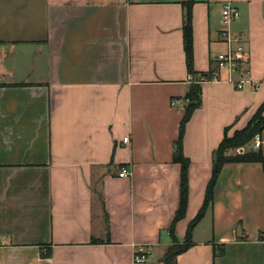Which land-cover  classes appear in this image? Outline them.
<instances>
[{
  "label": "crops",
  "instance_id": "crops-1",
  "mask_svg": "<svg viewBox=\"0 0 264 264\" xmlns=\"http://www.w3.org/2000/svg\"><path fill=\"white\" fill-rule=\"evenodd\" d=\"M189 2L194 71L216 70L230 4L249 83L201 86L183 136L180 244L224 129H243L264 103V0H0V264H135L137 247L147 250L144 264H163L180 199L172 155L189 86ZM258 136L264 156V130ZM251 151L252 142L233 154ZM191 242L176 264H264L259 163L222 167Z\"/></svg>",
  "mask_w": 264,
  "mask_h": 264
},
{
  "label": "trees",
  "instance_id": "trees-1",
  "mask_svg": "<svg viewBox=\"0 0 264 264\" xmlns=\"http://www.w3.org/2000/svg\"><path fill=\"white\" fill-rule=\"evenodd\" d=\"M183 44L186 61V69L188 76L194 78L200 76H211L216 70L210 69L208 72H195L193 69L192 55V34H191V6L190 2L185 7L183 17ZM185 102L184 114L179 123L178 137L173 145L172 161L180 166V199L179 207L174 216L172 225L169 230L171 246L167 249L163 259V264H176V257L192 246L191 232L195 224L202 218L207 207L213 200V190L216 180L222 167L228 163H259L264 172V156L261 150L247 152L243 155L230 153L239 148L245 147L252 142L254 137L264 130V103L257 109L247 125L238 131H235L231 137L227 135L229 128L224 129V136L216 150L212 154V173L211 179L206 187L202 208L198 212L195 220L190 223L186 231L185 238L180 244L174 236L175 225L184 218L187 207V191H188V168L189 161L183 155V136L185 126L190 120L193 112L201 106V85L191 82L188 90L183 97ZM94 242V241H92ZM43 258L50 256V251L41 254Z\"/></svg>",
  "mask_w": 264,
  "mask_h": 264
},
{
  "label": "built area",
  "instance_id": "built-area-1",
  "mask_svg": "<svg viewBox=\"0 0 264 264\" xmlns=\"http://www.w3.org/2000/svg\"><path fill=\"white\" fill-rule=\"evenodd\" d=\"M221 24L222 29L219 31V40L223 45L224 50L217 53L213 57V62L216 67L215 73L211 76H200L193 79L188 76L189 84L191 82L199 85H203L208 82H220L225 81L233 85L237 90H241L248 81V53L245 47V40L243 35L235 34L230 30V25L237 21L239 18L238 11L230 4H225L221 10ZM208 72V71H207ZM224 73V79L219 77V73ZM174 104V103H172ZM123 144L128 143V138L122 140ZM261 145V140L256 135L252 141V148L258 150ZM130 172L126 168H121L118 177L126 178ZM148 255L147 250L144 247H137L134 250L133 262L135 264H144L147 262Z\"/></svg>",
  "mask_w": 264,
  "mask_h": 264
},
{
  "label": "rangeland",
  "instance_id": "rangeland-1",
  "mask_svg": "<svg viewBox=\"0 0 264 264\" xmlns=\"http://www.w3.org/2000/svg\"><path fill=\"white\" fill-rule=\"evenodd\" d=\"M222 9V8H221ZM229 137H231V136H229ZM234 152H236V150L235 151H232V152H230V153H234Z\"/></svg>",
  "mask_w": 264,
  "mask_h": 264
}]
</instances>
